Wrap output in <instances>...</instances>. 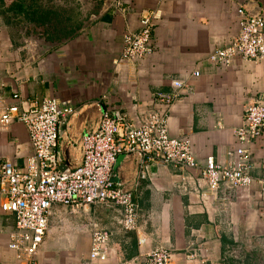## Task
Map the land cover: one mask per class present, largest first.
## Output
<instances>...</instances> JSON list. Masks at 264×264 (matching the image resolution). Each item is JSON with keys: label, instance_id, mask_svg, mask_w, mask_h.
Returning <instances> with one entry per match:
<instances>
[{"label": "crops", "instance_id": "crops-1", "mask_svg": "<svg viewBox=\"0 0 264 264\" xmlns=\"http://www.w3.org/2000/svg\"><path fill=\"white\" fill-rule=\"evenodd\" d=\"M19 3L28 11L30 1ZM40 3L54 12V24L60 26L36 28L24 11L5 15L0 7V83H5L0 96L6 105L54 98L77 109L61 126L63 167L81 164L76 139L98 127L103 110L136 122L143 113L166 109L170 134L189 138L199 163L209 156L227 165L235 161V130L244 123L247 105L264 100V60L237 59L221 67L209 57L239 36L238 7L258 9L264 17V0ZM145 10L156 14L155 51L141 61L123 62L124 36L139 31ZM11 17L22 25L15 26ZM176 80L185 86L176 88ZM174 92L179 98L169 108L157 100L159 93ZM251 150V173L264 178V133ZM30 153L25 125L17 122L8 130L0 125V159L23 167ZM113 177L139 206L145 245L140 247L136 232L120 229L113 205H91L75 214L57 205L39 264H145L159 246L172 251L173 264H264V201L257 186L223 185L217 195L203 197L192 172L171 164L141 167L135 156H120ZM93 225L111 232L106 259H90ZM14 230V217L0 208V264H16L8 247ZM191 251L197 258L189 257Z\"/></svg>", "mask_w": 264, "mask_h": 264}, {"label": "built area", "instance_id": "built-area-1", "mask_svg": "<svg viewBox=\"0 0 264 264\" xmlns=\"http://www.w3.org/2000/svg\"><path fill=\"white\" fill-rule=\"evenodd\" d=\"M117 5L120 7L119 2ZM237 13L241 32L229 45L211 53L209 60L215 65L229 67L237 59L264 60V17L253 15L244 6L238 7ZM155 15V11L145 10L139 31L125 34L121 61L138 62L154 53ZM194 76L199 77L200 72L195 71ZM173 85L178 89L185 86L178 80ZM4 87L5 83H0V89ZM2 98L0 96L2 129L22 123L31 143V153L23 167L13 160L0 159V208L15 219L8 247L16 254V264H39L38 254L50 232L57 205L67 207L74 214L91 205H113L119 211L120 229L136 232L140 247L145 245L147 238L141 232L139 206L125 184L116 182L113 177L120 156H135L141 167L147 163L171 164L190 171L204 189L203 197L217 195L223 185L231 189L257 186L264 201V178L257 179L251 173V147L264 133L263 99L251 102L245 109L244 123L235 130L237 148L235 161L230 165L218 162L214 156L199 163L193 142L170 134L169 113L162 109L143 113L136 122L125 115L103 110L98 127L76 139L82 152L81 164L63 167L59 151L61 126L77 109L54 98L13 105H6ZM13 98L20 100L21 96L14 93ZM157 98L169 108L179 94L159 93ZM111 236L110 231L93 225L92 261L107 258ZM189 257L197 258L196 252L191 251ZM145 264H173L172 251L159 246L147 254Z\"/></svg>", "mask_w": 264, "mask_h": 264}, {"label": "trees", "instance_id": "trees-1", "mask_svg": "<svg viewBox=\"0 0 264 264\" xmlns=\"http://www.w3.org/2000/svg\"><path fill=\"white\" fill-rule=\"evenodd\" d=\"M23 0H0L1 11L5 15L8 12H13L15 14L22 13L24 11L25 16H27L28 21L34 22L36 28H46L54 25L55 27L60 26V22L54 24V12L52 10L44 11L41 0H28L30 1L28 11H25V8L19 3ZM17 18V17H16ZM11 19L14 20L13 17ZM14 25L21 26L23 21L19 18L14 20Z\"/></svg>", "mask_w": 264, "mask_h": 264}, {"label": "rangeland", "instance_id": "rangeland-1", "mask_svg": "<svg viewBox=\"0 0 264 264\" xmlns=\"http://www.w3.org/2000/svg\"><path fill=\"white\" fill-rule=\"evenodd\" d=\"M28 1V0H23ZM41 1H76V0H41Z\"/></svg>", "mask_w": 264, "mask_h": 264}, {"label": "water", "instance_id": "water-1", "mask_svg": "<svg viewBox=\"0 0 264 264\" xmlns=\"http://www.w3.org/2000/svg\"><path fill=\"white\" fill-rule=\"evenodd\" d=\"M253 15H258V9H256L255 11L251 12Z\"/></svg>", "mask_w": 264, "mask_h": 264}]
</instances>
